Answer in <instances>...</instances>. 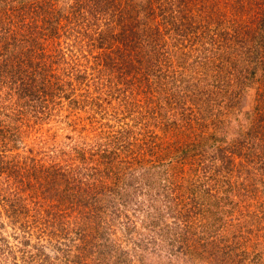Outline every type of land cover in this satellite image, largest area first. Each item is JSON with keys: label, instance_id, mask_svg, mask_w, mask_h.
Instances as JSON below:
<instances>
[{"label": "rangeland", "instance_id": "374dc122", "mask_svg": "<svg viewBox=\"0 0 264 264\" xmlns=\"http://www.w3.org/2000/svg\"><path fill=\"white\" fill-rule=\"evenodd\" d=\"M76 1L78 4L75 0H0V29L15 31L6 35L16 43L13 46L14 63L24 69L20 71L26 75L31 73V67L36 68L32 76L37 80L51 63L54 74L50 80L56 75L66 79L59 94L50 96L48 90L42 89L47 83L40 86L43 81L39 80L37 85H26L28 78L21 83L11 77L9 63L4 65L0 79V264H23L22 254L28 257L29 252L39 251L49 252L51 259L60 264L62 257L77 252L82 241L91 248L88 260L93 263L108 249L114 254L131 251L140 238L136 231L128 233L127 230L132 224L140 227L142 221L156 218H161V224H167L148 232L149 247L154 248L148 264H164L171 257L168 249L174 251L186 241L200 238L197 244H201L209 236L213 245L219 237L203 231L214 219L200 213L190 219L187 238L176 237L173 246H168V237L161 233L181 220L178 216L183 212L184 203L191 198L202 200V185L207 184L203 167L208 165L207 175L213 172L214 166L224 165L217 145L232 150L230 158L234 171L231 181L236 195L228 194L235 203L230 206L236 205L239 210L225 215L222 221H214L212 228L222 225L219 233L216 231L214 235H223L221 245L232 246L233 236L240 237L237 225L242 223L251 232L252 240L241 242L240 247L250 253L256 251L255 255L264 262V130L250 131V122L246 118L259 87H248L243 94L218 105L209 90L202 93L194 85L193 91L187 88L192 81L190 77L196 82L199 74L195 72L209 73V69L201 65V53H198L203 47L210 46L205 43L207 37L196 44L187 41L182 45H170L172 51L169 52L162 48L154 51L151 41L141 49L133 46L128 49L121 41L113 40L112 35H118L123 25L128 27L130 17L127 12L121 10L120 19L105 9L104 4L100 10L97 0ZM132 1L141 5L147 3L146 0ZM160 3L168 6L166 0H160ZM160 3L152 2L157 15L150 17L156 21L162 20L164 14L160 12L159 6H163ZM193 3L186 10L173 2L175 7L168 10L179 22L193 17V23L199 25L198 32L202 27L209 32L215 26L213 15L222 7L219 0H193ZM92 6L99 10L91 12ZM54 9L65 11L66 17L62 21L56 20ZM56 12L58 14V10ZM137 15L141 21L146 20L142 10ZM151 21L154 24V20ZM162 23V28L168 29L162 40L169 43L172 26L170 30V24L165 26L164 19ZM51 27L54 28L52 31ZM110 42L113 50H105L103 47ZM97 43L102 50L93 47ZM99 50L106 51L109 57L123 55L133 64L135 59H140V54L145 59L148 57L147 60H157L155 63L160 68H153L158 70L156 73H164L160 75L164 83L174 78L169 84H174L181 102L169 104L162 96L161 86L153 82L150 88L154 92H150L147 80L134 69L117 79L105 65L108 61H103V54L100 58L96 55ZM167 60L174 63L177 75L171 77ZM93 66L99 69H93ZM67 73L74 76L68 78ZM82 74V79H78L77 76ZM155 74L142 73L149 79L158 75ZM183 75L188 77L184 82L181 80ZM203 81L200 90L207 86V79ZM23 86L34 89L39 98L26 96ZM53 87L52 82L49 90ZM209 95L213 97V103L206 102V116L196 119L197 103L205 96L207 101L210 100ZM135 102L143 106V114L136 112L139 108ZM147 102L157 107L153 114L146 113ZM239 136L242 140L249 136L262 138L255 146L257 156L249 159L252 148L240 142ZM182 146L188 147L181 154ZM117 155L130 163L123 166L122 171L116 168ZM155 157L169 161L173 191L164 188V181L162 189L157 184L156 173L151 168ZM60 173L75 178L70 184L74 186L59 182ZM182 181L180 191L175 189ZM164 190L171 193V198L165 196ZM159 207L163 216L156 214ZM56 221H61L64 228L51 239L50 230ZM155 249L160 252L159 259L155 257ZM202 251L199 252L202 259L193 262L184 259L181 264H212L211 251ZM12 254L15 255L14 262Z\"/></svg>", "mask_w": 264, "mask_h": 264}, {"label": "trees", "instance_id": "16d2710c", "mask_svg": "<svg viewBox=\"0 0 264 264\" xmlns=\"http://www.w3.org/2000/svg\"><path fill=\"white\" fill-rule=\"evenodd\" d=\"M6 1L8 0H1V2ZM153 1L154 0H146L145 2L147 3H144L143 5L137 2H133L132 0H97L98 3H96L100 10L101 6L104 4V6L106 7L105 9H107L108 11L110 10L115 15L117 14L120 19L121 10L128 13V16L130 17V23L128 27L127 24L126 26L123 25L122 27L124 28L120 30L121 32L118 33V35L112 34L114 36L113 40L121 41V43L125 44L126 48L128 49H130L131 46L135 47L136 49H139L143 46L146 47L148 44H150L151 41L150 45H152L151 48L154 49V51L158 52V50L162 48V50L164 49V51L166 50L169 52L172 51V48L169 47L170 45H182L186 44L187 41L190 42V44H196L204 39V37H207L208 40L205 43L210 46L208 48L203 47V49H201L198 53H201V55L199 56V61L202 63L201 65H203L204 68H208V72L210 74L207 73V75H200V73L195 72V74H199L196 75L197 80L196 82H194L195 79L193 77H190L192 81L187 86V88L192 89V86L194 85L199 89L197 91H201L202 93H204L203 91L209 90L211 94L215 95V103L220 105L223 100H231V98H233L234 96L243 94L246 88L258 86L259 92L257 93V95H255V103L252 109H249L246 118L250 122V128L252 129L250 131L257 133V129L264 130V0H219V4L222 7H219L217 9V12L213 15L215 26L211 29L208 28L209 32H207L206 27H202L200 30L201 32H198L199 25L198 23H193V17L179 22L174 18V13L168 10L169 8L175 7L173 2L178 3L177 6L179 8L186 7V10H188L194 4L193 0H166L168 3L167 7L165 6V4L160 3V0H156L157 3L163 4V6H159V8L160 12L164 13L162 20L164 19L165 26H168L170 24V26H168L170 30L172 26L171 32L173 34L170 37L169 43H166L162 40L163 34L168 30L166 28H162V20L156 21V19L150 17L151 15H157L156 11H154V9L152 8ZM76 3L77 1L75 0V4ZM221 3H224L225 6ZM98 8L92 6L91 9L93 11L91 10V12H94V10ZM74 9H77V7L75 6ZM57 10L58 14L56 12ZM140 10L143 11V15L146 19L145 21H141L137 15ZM44 11H47L50 15L52 14L51 11H48V9H45ZM54 14L55 19L58 21H62V19L66 17V13L63 10L54 9ZM151 20H154V24ZM182 25H184L185 28H182ZM52 29L54 28L51 27L50 31H52ZM7 32L15 33L14 30L5 28L0 29V41L2 42V45H0V79L1 76H3L2 71L5 63H9V73L12 74L11 77L13 79H15L16 77L18 81L23 83L25 82L26 78H28V82L26 85L30 86H34L35 84L37 85V82L41 80L43 81V84H41L40 86H44L46 83L48 84L46 88L42 87L43 91L48 90L46 92L50 96H53L56 93L59 94L60 89L63 88L66 79H62L58 75H54L55 77L53 78V80H50L54 74L51 63H49L51 66L48 65L45 71L41 73L42 75L40 74V77L37 80L34 78V76H32V74L36 73V68L31 67V73L26 75H24V73L20 71L21 66H17L14 63L16 55L13 46L14 44L16 45V43H14L11 38L7 37ZM76 32L81 33V31ZM180 40H182L183 42H181ZM98 44L99 43H97L93 47L102 50L101 45ZM112 44V42H110L109 44H105L103 48L105 50L111 48L109 49V51L113 50ZM1 47H4L5 51H2ZM101 50H99L96 55L100 58L103 54V57H105L103 61H108V63H105V65L109 66V68L111 69V74L115 75L114 77H117V79L118 77L123 76V74L129 72V70L134 69V71L141 74L142 78L147 80V86L150 92H154L150 88V84L151 82H153L154 84H159L161 86L160 90L162 91V96L168 100L169 104L171 103L172 105L177 101L181 102L179 100L178 94L175 93L174 84H169L174 78H170L166 83H164V81L161 80V78L163 77L160 76L164 75V73H156L158 72V70L153 68L157 66H159L158 68H160V65H156L155 63L157 60L152 58L150 60H147L148 57H146L145 59V57L141 56L142 54H140L138 50L137 53L140 54V59H135V64H133L131 63V61H128L126 57H123V55H118L119 57H109L106 51L102 53ZM210 51H213V54H209ZM8 58H10L9 61L7 60ZM165 62L168 69H170L169 72H171L172 74L171 77H173V75H177L176 70L174 69V63L169 60ZM92 68L99 69L97 66H93ZM232 68H234V70H232ZM72 69L73 65L71 67V70ZM50 70L51 73L48 74ZM142 73L147 75L156 73L155 75H158L154 78L149 79L147 75L144 77ZM72 76H74L73 73L72 75H69V73H67L66 75V77L68 78H72ZM169 76L170 73L168 77ZM183 76H181L182 82H184L188 78ZM82 77L83 74L82 76H77L78 79H82ZM165 77L167 76L165 75ZM205 79H207V86L203 87L200 90V86H203V80ZM52 82L54 87L49 90L52 86ZM67 82V85H69V81ZM260 86H262V88H260ZM22 89L24 91V94H27L26 96L35 95L36 93L34 89H30L27 87L24 88V86L22 87ZM37 96L39 98V95H35V97ZM185 97L186 96H184V98ZM208 97L210 100L207 101V98L205 96V98L200 99V103H197L199 110L194 112L196 113V119H201L206 116V114L204 113L207 106L206 102L213 103V97L211 95H209ZM233 100L234 102H238V99ZM139 104L140 103L136 104V102L134 104L136 108H139V110L136 112L138 114H143L141 112V110H143V106H140ZM154 105V103L147 102L146 107L148 111L146 113L153 114V112L157 109V107H154ZM261 139L262 138L249 136L245 137L244 140H242L239 136L240 142L249 144V148H252L249 152V155L251 156L249 159H252V156L256 155L255 146L259 141H262ZM239 140H235V142H238ZM217 146L220 148L218 150L220 152V156L223 160L224 165L223 167L214 166L212 168L213 174L208 173L207 175L206 172H209L207 171L209 169L208 165L203 167V173H205L207 184L202 185L204 186V190L202 194H200V196H203L202 200L199 202V200L195 201V198H191L189 199L191 202L187 201L186 203H184V207L182 208L183 212L181 211V216H178V218H181V220L176 221L173 226H169L171 228L161 233V236H165L166 238L168 237L167 244L169 247L173 246V240H175L176 237L177 239L182 238V240L187 238L185 234L188 232L190 224L192 223V221L190 220L192 216H196L200 213L201 215H203V217H207L208 219L212 218L214 219V221L219 222L222 221L225 215H231L235 209L239 210V208H236V205L234 206V208L230 206L234 205L235 203H232L233 197L228 194L229 192L233 195H236V192L234 191L235 188L233 187V183L231 181L232 171H234L230 158L231 155H233L232 150H228L226 146ZM187 147L188 146H182V148L180 149L181 154L183 152H186ZM183 163L185 164L186 162ZM129 165L130 163L125 159V157L120 159V156L117 155L116 168L118 170L122 171L123 166ZM106 168H108L107 165ZM151 168L156 173V182L161 187V189L163 187L162 181H164V188L166 190L173 191L174 187L172 181L170 180L171 177L169 170V161H167V159L163 160V158L161 159L155 157L151 161ZM60 174L61 177L59 178V182L63 181L70 185L73 181H75V178L65 176V174L63 173ZM183 183V181L180 182L178 186H175V189H178L179 186L182 188ZM70 186H74V184ZM77 189L83 191L82 188ZM166 190H164L163 193H165V196L171 198V193H168ZM178 190L180 191V189ZM220 192L223 194L219 195ZM82 198H86L85 194L82 195ZM87 199L90 200V196H88ZM13 210L22 211L21 209L15 208H13ZM156 210V214L158 216L164 215V213L160 211V207ZM160 220L161 218L146 219L142 221L140 227H137L136 224H132V228H129L127 232L130 233L132 231H136L140 240L132 246L131 251H119L114 254L108 249V252L102 251L103 253H101V256L95 258V262L91 263L88 260L91 248L86 245V241H82L81 245H78L76 249L77 252L72 253L70 257H62L60 264H148L150 258L149 254L154 253V248L149 247L150 237L148 232H151L152 230H154V228H157V226L159 229L167 224V222H163L161 224ZM214 221H211L208 227H204L206 229L205 231H203V233L211 234L210 236L219 237L217 241H214L213 245L210 243L213 241L208 240L209 236L206 237L207 242H204L206 240H202L201 244H197L198 240L200 241V238L193 239L189 242L186 241L182 245L177 246L174 251H172V249H168V253L171 257H169V259L164 264H181L184 259L187 262L200 260L202 259V255L199 252L203 253L202 250L204 249L210 250L213 254V258L211 260L212 264H264V262L259 258L260 256L255 255L257 254L256 251H252L253 253H250L249 250L240 247L241 242L252 240L250 238L251 232L247 227L245 229L242 223H238L237 227L240 237L233 236L234 244L232 246L227 245V243H223V245H221V241L224 238L223 235H214V232L217 231L219 233L222 225L220 226V228H218L219 225H215L212 228V223H214ZM198 224L199 221L197 225ZM53 225L54 228H51L50 230L51 239L52 236L59 234V232H61L64 228L61 221H56L53 223ZM75 230L76 228L74 229V231ZM258 236L261 237V235ZM104 250L107 249L104 248ZM155 254V257L159 259L158 256H160V252L158 249L157 251L155 249ZM28 255L29 256L27 257L25 256V254H22L24 260L23 264H57V262L55 263V261L51 259V254H49V252L47 251H39L36 253L29 252ZM14 256L15 255L12 254L13 262L15 259ZM57 260L58 257L56 258V261Z\"/></svg>", "mask_w": 264, "mask_h": 264}]
</instances>
